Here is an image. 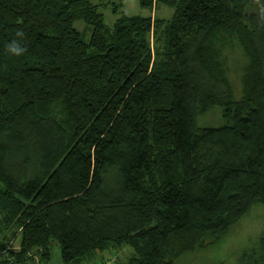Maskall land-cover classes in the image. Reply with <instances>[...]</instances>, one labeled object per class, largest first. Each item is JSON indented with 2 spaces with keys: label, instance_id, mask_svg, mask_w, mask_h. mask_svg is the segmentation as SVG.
<instances>
[{
  "label": "trees",
  "instance_id": "1",
  "mask_svg": "<svg viewBox=\"0 0 264 264\" xmlns=\"http://www.w3.org/2000/svg\"><path fill=\"white\" fill-rule=\"evenodd\" d=\"M141 4L173 17L109 26L92 0H0L1 264L49 263L54 240L64 264L127 247L125 264H174L264 206V0ZM215 108L224 122L199 125Z\"/></svg>",
  "mask_w": 264,
  "mask_h": 264
},
{
  "label": "rangeland",
  "instance_id": "2",
  "mask_svg": "<svg viewBox=\"0 0 264 264\" xmlns=\"http://www.w3.org/2000/svg\"><path fill=\"white\" fill-rule=\"evenodd\" d=\"M260 1L257 0V3ZM92 2L99 4V10L104 14L105 22L109 26H113L122 14L131 16H156L165 19L172 18L174 14V10L165 4H160L154 9L142 6L141 0H92ZM115 6H118L119 10L117 12H114ZM260 9L264 10V6L258 8V10ZM75 26L78 30L83 31L85 23L77 21ZM223 59L225 61L227 75L233 84L237 97L240 98L242 74L248 59L238 40L226 43ZM223 122L224 119L220 108H215L198 117V123L201 126H218ZM263 239L264 206L258 205L219 238H207L202 248L192 253L182 254L176 259L174 264H245L247 255H250L251 251L255 250ZM16 243L11 246L13 249L19 248V242L17 241ZM130 252L131 250L128 247L122 250L104 252L102 254L104 259L97 264H125ZM36 257L38 259L37 261L34 259L25 264H64L61 257L60 245L57 240H54L52 243L49 263L45 261L41 262L39 256Z\"/></svg>",
  "mask_w": 264,
  "mask_h": 264
},
{
  "label": "clouds",
  "instance_id": "3",
  "mask_svg": "<svg viewBox=\"0 0 264 264\" xmlns=\"http://www.w3.org/2000/svg\"><path fill=\"white\" fill-rule=\"evenodd\" d=\"M16 36L23 38L24 33L22 31H17ZM6 50L13 56H22L27 51L26 47L22 46L17 40H12L6 45Z\"/></svg>",
  "mask_w": 264,
  "mask_h": 264
},
{
  "label": "crops",
  "instance_id": "4",
  "mask_svg": "<svg viewBox=\"0 0 264 264\" xmlns=\"http://www.w3.org/2000/svg\"><path fill=\"white\" fill-rule=\"evenodd\" d=\"M37 257H35V260L37 261L38 259H36ZM84 263H87V264H92V263H94V261L93 260H87V261H85ZM84 263H82V264H84ZM0 264H1V262H0Z\"/></svg>",
  "mask_w": 264,
  "mask_h": 264
}]
</instances>
